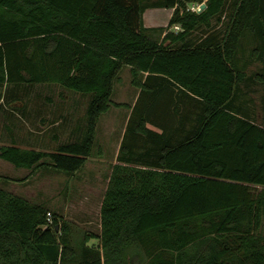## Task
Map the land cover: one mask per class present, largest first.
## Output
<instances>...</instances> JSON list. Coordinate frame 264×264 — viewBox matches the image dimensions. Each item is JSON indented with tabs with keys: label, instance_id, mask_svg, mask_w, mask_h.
I'll use <instances>...</instances> for the list:
<instances>
[{
	"label": "trees",
	"instance_id": "1",
	"mask_svg": "<svg viewBox=\"0 0 264 264\" xmlns=\"http://www.w3.org/2000/svg\"><path fill=\"white\" fill-rule=\"evenodd\" d=\"M203 1L0 0V101L26 85L90 95L81 139L47 152L10 131L1 160L76 172L122 67L139 90L99 234L75 246L55 213L0 188V264H264V109L259 123L242 98L246 59L264 84V0ZM148 8L173 9L168 26L145 28Z\"/></svg>",
	"mask_w": 264,
	"mask_h": 264
},
{
	"label": "rangeland",
	"instance_id": "2",
	"mask_svg": "<svg viewBox=\"0 0 264 264\" xmlns=\"http://www.w3.org/2000/svg\"><path fill=\"white\" fill-rule=\"evenodd\" d=\"M199 6L198 1L187 4L188 9L194 11ZM164 12L166 16L169 13L168 10ZM164 24L162 21L159 25ZM170 31L177 33L179 29L173 26ZM243 51L239 54L241 61L246 53L244 48ZM246 61L245 77L250 79L242 85L247 94L242 98L250 108L252 119L260 123L264 109V84L253 78L263 66L258 60ZM130 81L129 69L124 66L114 83L110 98L113 104L98 120L92 154L76 172L53 169L48 166V160L31 171L16 168L0 159V188L43 205L51 214L55 213L60 223L68 225V239L75 246L85 235L99 234L101 200L129 115L128 105L133 104L138 90ZM1 94L5 99L0 101V146L11 144L10 131L19 147L47 152H56L59 145L84 136L90 95L55 85L7 87ZM12 95L18 99L14 104H10ZM119 104L126 106H117ZM23 107L24 110H17ZM97 243L96 239H90L87 245L97 247ZM67 264L74 263L69 261Z\"/></svg>",
	"mask_w": 264,
	"mask_h": 264
},
{
	"label": "crops",
	"instance_id": "3",
	"mask_svg": "<svg viewBox=\"0 0 264 264\" xmlns=\"http://www.w3.org/2000/svg\"><path fill=\"white\" fill-rule=\"evenodd\" d=\"M164 10H168L169 11L167 16L165 15ZM172 14H173V9L148 8L142 14L143 26L145 28H147V29H151V28H153V29L166 28L168 26V23H169V21L171 19ZM162 21H164V23H165L164 26H160L159 25ZM174 27H178V29H179V26H174ZM138 94H139V90H137V94H136V96L134 98L133 104L135 103V101H136V99L138 97ZM125 126H126V123L124 125L123 131H122L120 139H119L117 154H118V151H119V148H120V143H121L124 131H125ZM117 154H116V156H117ZM116 156H115V162L113 163V165L116 163ZM101 202H102V200H101ZM100 208H101V205H100ZM99 227H100V223H99Z\"/></svg>",
	"mask_w": 264,
	"mask_h": 264
},
{
	"label": "water",
	"instance_id": "4",
	"mask_svg": "<svg viewBox=\"0 0 264 264\" xmlns=\"http://www.w3.org/2000/svg\"><path fill=\"white\" fill-rule=\"evenodd\" d=\"M205 7H206V5H205V3H202L200 6H199V9L196 11L197 13H200L201 11H203L204 9H205ZM58 227L56 226V229H57Z\"/></svg>",
	"mask_w": 264,
	"mask_h": 264
},
{
	"label": "built area",
	"instance_id": "5",
	"mask_svg": "<svg viewBox=\"0 0 264 264\" xmlns=\"http://www.w3.org/2000/svg\"><path fill=\"white\" fill-rule=\"evenodd\" d=\"M175 28L178 29V27H175ZM50 217L51 216L48 214V217H47L48 218V221H50V219H51Z\"/></svg>",
	"mask_w": 264,
	"mask_h": 264
}]
</instances>
